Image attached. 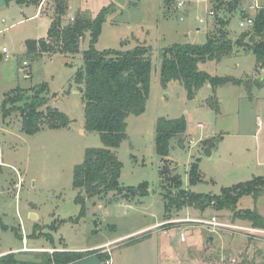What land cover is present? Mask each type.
Masks as SVG:
<instances>
[{
	"label": "rangeland",
	"instance_id": "rangeland-1",
	"mask_svg": "<svg viewBox=\"0 0 264 264\" xmlns=\"http://www.w3.org/2000/svg\"><path fill=\"white\" fill-rule=\"evenodd\" d=\"M64 1L63 25L76 15L94 19L102 9L108 10L95 44L97 50H127L137 44L150 49V92L145 110L127 118V138L112 150L122 164L120 188L136 190L146 183L147 193L108 192L85 197L82 204L75 202L78 191L72 187L73 168L82 163L87 149L102 147L97 133L84 131L82 86L75 81L89 35L76 54L28 56L24 43L46 37L55 17L53 0L43 1L42 13L37 15L34 4L0 0V252L22 248L23 237L27 249L74 252L112 241L103 246L111 264H255L248 252L257 244L264 248V237L254 238L240 230L213 232L184 222L216 217L220 222L249 226L248 221L212 206L204 211L187 206L167 211L161 188L164 177L159 171L166 167L168 175L178 176L182 190L210 196L264 178V67L257 70L248 46L234 45L233 53L220 62L205 61L197 67L211 76L233 77L246 85L227 83L214 93L204 87L192 100L187 99L179 81L162 87L159 69L162 49L174 43L203 44L208 35L218 32L232 42L253 43L254 39L248 40L251 34L247 37L252 25L239 24L246 19L244 14L253 18L264 7V0ZM178 2L183 6L177 8ZM222 13L227 14L226 19L221 18ZM1 48L7 50L6 55ZM22 62L30 67L28 77H24ZM254 80L262 87L253 86ZM15 88L25 90L28 97L39 91L44 100L40 110L56 108L69 118L70 125L43 127L33 135L23 133L19 112L10 105L2 108L5 94ZM206 97L209 103L218 101V114L207 107ZM16 106L22 107L23 102ZM182 116L187 123L182 144L171 140L169 155L161 162L154 143L156 120ZM205 148L210 149L209 155ZM193 164L197 165L198 180L191 184ZM255 207L264 213V192L255 198L241 196L235 210L257 211ZM30 213L37 216L30 218ZM151 225L154 227L143 230ZM181 232L186 236L184 242L179 240ZM222 242L238 243L242 251L232 258L220 249ZM39 254L24 251L13 255L20 262L42 264Z\"/></svg>",
	"mask_w": 264,
	"mask_h": 264
},
{
	"label": "trees",
	"instance_id": "trees-1",
	"mask_svg": "<svg viewBox=\"0 0 264 264\" xmlns=\"http://www.w3.org/2000/svg\"><path fill=\"white\" fill-rule=\"evenodd\" d=\"M6 3H29L37 7L42 0H4ZM54 14L45 38L38 40H26L25 51L28 56L35 57L41 54L49 55H73L79 50L81 41L85 35H89V46L82 53L83 66L76 72L75 81L82 86L84 131L97 133L102 147L87 149L82 163L73 168L72 187L78 191L75 202L84 203L85 197L91 198L108 192L128 195H146V183L140 184L135 190L122 189L119 186V178L122 164L112 150L119 147L127 138L126 120L130 115L138 116L145 110V104L150 92L151 53L148 47L136 45L127 50H103L95 48V44L101 33V27L108 13L102 9L94 19L76 15L71 23L62 24V16L67 10L64 0H53ZM222 19L227 18L226 13L221 14ZM244 18H249L244 14ZM210 34L203 44L174 43L162 49L159 69V82L166 87L171 81H179L186 91L189 100L194 99L197 92L209 85L214 93L215 89L227 83L244 84L233 77L211 76L198 70V63L205 61L220 62L222 58L233 53V46H248L254 56L258 68L264 67V7L260 8L252 18V34L254 42L246 44L240 40L232 42L227 39L225 33ZM257 88H261L259 81L254 80ZM250 91L249 86H247ZM209 97L205 100L207 107L214 113H219L218 101L209 103ZM23 102V106H16ZM10 105L12 110L19 112L21 117V131L27 135L39 132L43 127L48 129L67 128L71 121L56 108H46L44 100L39 97V91H34L30 97L27 92L15 88L5 94L2 108ZM9 110V109H8ZM187 123L185 118L166 119L160 117L155 123V151L164 161L170 150L171 140L178 145L182 144V136L185 134ZM163 178L161 188L164 190L162 199L167 211L192 207L204 211L209 207L216 210H230L234 212V218L248 221L252 227L264 229V217L255 209L236 211L238 199L243 195L259 196L264 192V178L256 177L244 184L232 188L221 189L218 196L194 194L180 189L179 177L168 175L166 167L159 171ZM198 180L197 165L193 164L189 171V181L194 184ZM52 253L42 252V264H73L79 260L96 255L101 262L109 259L107 253L100 250L87 251H56ZM0 264H28L15 259L13 253L0 256ZM256 264V263H255Z\"/></svg>",
	"mask_w": 264,
	"mask_h": 264
},
{
	"label": "built area",
	"instance_id": "built-area-1",
	"mask_svg": "<svg viewBox=\"0 0 264 264\" xmlns=\"http://www.w3.org/2000/svg\"><path fill=\"white\" fill-rule=\"evenodd\" d=\"M182 6H183L182 2H178L177 5H176L177 8H180ZM254 7L259 8V6H257L256 4H254ZM212 14L213 13L210 12V15H212ZM239 25L241 27H244L245 25H252V18L251 17L246 18L244 21L240 22ZM1 53L6 55L7 54V50L5 48H1ZM5 59H7V56H5ZM21 69L23 71L24 77L25 76H27V77L30 76V67H29L28 63L22 62V68ZM200 127H202V126H200ZM200 129H202V128H200ZM189 142H190V144H194V141L192 139ZM2 165H3V162L1 160V152H0V166H2ZM184 222L195 223V224H197L199 226L201 225V226H203L205 228L211 229L213 232L219 231L221 229H229V230H235V231L240 230V231H244L243 233H245L246 235L252 236L254 238H263L264 237V229L255 228V227H252L251 225H249V226H239V225L232 224V223H224V222H220L219 220H217L216 217H212V218H210L208 220H204V219H189L188 218V219H185ZM185 239H186L185 234L183 232H181L180 236H179L180 242H184ZM22 242H23V244H25V238L24 237L22 238ZM95 250H100L101 253H107L109 255V251L108 250H104L103 247L96 248ZM53 251L54 250H51L50 253H52ZM101 263L102 264H111V260L109 258V259L104 260V262H101Z\"/></svg>",
	"mask_w": 264,
	"mask_h": 264
},
{
	"label": "crops",
	"instance_id": "crops-1",
	"mask_svg": "<svg viewBox=\"0 0 264 264\" xmlns=\"http://www.w3.org/2000/svg\"><path fill=\"white\" fill-rule=\"evenodd\" d=\"M44 0H42L41 1V4H40V6H38L37 7V9H36V14L35 15H37L38 14V12L39 13H42V2H43ZM22 7V6H21ZM137 45H140V44H137ZM143 46H145L146 47V45L145 44H142ZM136 46V45H135ZM134 46V47H135ZM262 70L261 68H257V70ZM205 88H208V89H210V86L209 85H205L204 86ZM204 87H202V88H204ZM263 87H264V85H263ZM210 92L211 91H209V94H210ZM208 94V95H209ZM207 98V97H206ZM205 98V99H206ZM82 133V132H81ZM256 209H257V211H258V213H259V215H261L262 217H264V213H262L261 211H260V208H258V207H255ZM31 215V213L29 214V216ZM35 216H37V215H35ZM154 225H156V224H154ZM154 225H151V226H149V227H147V228H145V229H143V230H147V229H150V228H152V227H154ZM142 230V231H143ZM113 241H115V240H113ZM214 242L216 241V239H214L213 240ZM223 241V240H222ZM234 241V240H233ZM112 241H110V242H107V243H103V244H101V245H98V246H95V247H93V248H88V249H84V251H87V250H95L96 248H99V247H103V246H107L108 244H110ZM24 246L22 247V248H18V249H14V250H9V251H4V252H0V256H2V255H5V254H9V253H13V254H17V253H22V252H24V251H30V252H33V253H42V252H48V253H50L49 251H51V250H53V249H48V248H43V247H30L29 249H27V240L25 239V244H23ZM257 247V248H256ZM255 248H254V250H252L251 249V251L249 250V255H250V258L256 263V264H264V248H263V245L262 244H257V246H256ZM220 249L222 250V251H224V254H228L229 256H232V258H237V256H238V254L242 251L241 249H240V247H239V245H238V243H236V244H234V243H224V242H222L221 243V246H220ZM56 250H59V249H56ZM55 251V250H54ZM223 254V255H224ZM37 258H38V256H37Z\"/></svg>",
	"mask_w": 264,
	"mask_h": 264
},
{
	"label": "water",
	"instance_id": "water-1",
	"mask_svg": "<svg viewBox=\"0 0 264 264\" xmlns=\"http://www.w3.org/2000/svg\"><path fill=\"white\" fill-rule=\"evenodd\" d=\"M115 2H117L118 4H123L125 0H114ZM249 42H252L253 41V35L251 34L250 37H249ZM205 154L206 155H209L210 154V149L209 148H205ZM30 218H35V215L34 214H31L29 216ZM73 264H102L100 259L96 256V255H92L88 258H85V259H82V260H79Z\"/></svg>",
	"mask_w": 264,
	"mask_h": 264
}]
</instances>
